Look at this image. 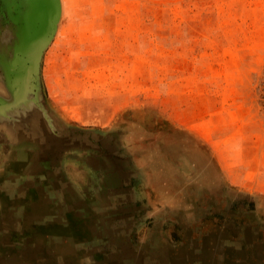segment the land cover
Segmentation results:
<instances>
[{"label": "rangeland", "instance_id": "obj_1", "mask_svg": "<svg viewBox=\"0 0 264 264\" xmlns=\"http://www.w3.org/2000/svg\"><path fill=\"white\" fill-rule=\"evenodd\" d=\"M0 0V264H264V0Z\"/></svg>", "mask_w": 264, "mask_h": 264}, {"label": "water", "instance_id": "obj_2", "mask_svg": "<svg viewBox=\"0 0 264 264\" xmlns=\"http://www.w3.org/2000/svg\"><path fill=\"white\" fill-rule=\"evenodd\" d=\"M36 9L37 21L35 38H51L56 30V24L60 16V0H33Z\"/></svg>", "mask_w": 264, "mask_h": 264}]
</instances>
